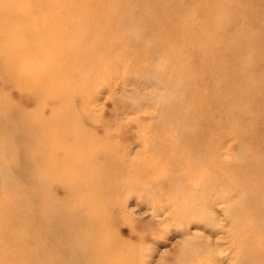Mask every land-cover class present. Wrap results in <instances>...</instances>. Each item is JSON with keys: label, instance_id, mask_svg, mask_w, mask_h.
I'll return each instance as SVG.
<instances>
[{"label": "rangeland", "instance_id": "obj_1", "mask_svg": "<svg viewBox=\"0 0 264 264\" xmlns=\"http://www.w3.org/2000/svg\"><path fill=\"white\" fill-rule=\"evenodd\" d=\"M128 1H118L123 13L118 23H133L146 6L161 25L137 20V31L122 36L130 44L121 41L113 46L110 70L84 64L81 69L89 74L62 81L59 87L67 90L72 107L65 118H74L78 125L71 133L79 129L95 137H115L120 141V156L143 157L152 149L155 134L151 130L177 126L169 119L160 122V117L194 98L199 107L221 116L225 126L238 124L246 130L248 143L264 140V97L257 98L254 92L256 87L264 91V60L247 53L253 46L264 54V0H138L141 8L136 10ZM240 38L247 44L238 43L234 46L241 51L231 52L233 39ZM134 41L149 42L157 48L135 53L139 46ZM162 49L169 52L160 54ZM204 51L213 52L214 59L227 64L222 68L202 67ZM5 66L0 57V255H13L21 247L26 258L33 259L29 264H96L92 258L95 252L84 234L89 224L85 214L88 198L73 201L74 215L54 216L52 209L46 208L64 199L67 189L60 183H49L47 190L48 185L43 186L42 176L34 170L35 161L45 159L50 147L32 139L31 123L25 116L38 112L41 119L50 120L64 101L54 93L38 96L36 87L24 82L22 68L17 70L9 64L12 69L8 71ZM166 69H171L170 76ZM186 70L196 78L185 80ZM224 77L235 78L241 89L235 97L228 84L223 86ZM45 83L52 85V81ZM239 111L244 114L236 121L235 113L242 114ZM138 123L151 126L145 130ZM228 131L221 137L220 157L237 162L244 156L246 142ZM193 148L210 151L203 143ZM250 152L257 150L250 147ZM184 171L191 173L190 169L177 173ZM165 184L163 179L146 182L144 187L120 192L104 205L107 237L124 260L129 264L255 263L245 248L249 238L239 216L240 192L223 187L209 190L200 185L193 190L194 181L186 187L188 194L179 182L173 181L172 191ZM192 191L200 196L199 214L187 212L185 200H192ZM17 199L21 204L15 207ZM61 220L67 228L81 229L82 235L74 239V259L62 250Z\"/></svg>", "mask_w": 264, "mask_h": 264}, {"label": "bare ground", "instance_id": "obj_2", "mask_svg": "<svg viewBox=\"0 0 264 264\" xmlns=\"http://www.w3.org/2000/svg\"><path fill=\"white\" fill-rule=\"evenodd\" d=\"M88 1L0 0V57L7 65L6 70L12 69L9 64H13L17 70L22 68L24 82L34 85L38 96L54 93L64 101L56 116L50 120L41 119L37 115L38 112L25 116L26 121L30 120L31 123L32 139L45 142L50 147L48 156L41 162L35 161L34 165V170L42 176L43 186L60 183L67 189L66 197L52 203V208L47 206L46 210L52 209L54 216L74 215L73 201L88 198L86 206L89 210L85 214L89 216L86 219L89 224L86 225L84 234L88 235L87 245L95 252L93 260L96 264H129L114 242L108 239L109 230L104 225V205L117 194L144 187L146 182H155L157 179L165 180L168 190H171L173 181L185 185L184 193H188L186 187L194 181L195 184L191 186L193 190L199 188V185L205 189L210 188L209 190L218 187H223V190L232 188L236 193L242 194L238 203L239 216L246 227L244 235L249 238V242H245L246 251L255 258L254 264H264V140L249 142L250 147L257 150L255 154L250 152L247 141L249 133L246 130L240 129L238 124L236 127L227 124L225 126L221 116L213 110L199 107L200 104L194 98L186 101L184 106L180 104L160 117V122L169 119L177 126H158L153 129L155 131L151 130L152 134H155L153 141L151 140L152 149L143 157L131 159L120 156V141L115 137H95L79 129L75 134L71 133L78 125L74 118H65L71 113L72 107L67 99V90L62 91L59 87L62 81L89 74L81 69L84 64L95 67L102 65L104 70H110L113 46L122 43L121 41L130 44L129 41L123 40V33L133 30L136 32L137 20L153 26L161 25L160 21L157 23L155 20L156 15L146 6H143L142 16H137L138 19L135 18L133 23L129 20L124 24L118 23L123 14L119 0H93L91 4ZM127 4L135 10L141 8L138 0H130ZM115 21L117 22L114 24ZM233 40L231 52L241 51L234 45L247 44L245 39ZM132 43L139 46L135 53L141 50L149 52L154 46L144 41ZM156 48L153 47L150 51ZM249 48V55L264 60V54L257 53L253 46ZM168 52L169 50L162 49L160 54L166 55ZM213 54L204 51V60L202 59L200 65L222 68L227 64L228 61L214 59ZM144 61L148 60L145 58ZM155 69L160 71L156 67ZM166 73L170 76L171 69H166ZM44 75L45 82L52 81L51 86H45L47 83L42 79ZM183 76L185 80L196 78L189 70H186ZM212 80L215 82L214 77ZM245 81H248V78ZM226 84L232 89V97L241 91L235 83V78H225L223 86ZM254 92L257 98L264 97V91L257 87ZM243 114L235 113L236 121ZM60 122L63 123L62 127H58ZM183 125L188 127L183 129ZM191 125H194L193 128H190ZM138 126L144 127L141 124ZM226 131L234 133L238 139L246 142L244 156L237 162L224 161L220 157L219 145ZM198 143H203L210 151L207 153L193 148ZM165 169L168 171L164 172ZM189 169V174H185V171L177 173L179 170ZM35 171L33 172L36 173ZM192 195V200H185L187 212L199 214L200 196L198 197L195 191H192ZM47 196H52L51 192ZM19 204L21 203L17 199L14 206L18 207ZM60 227L64 229L62 250L74 259L77 251L74 239L82 235L81 229L67 228L63 220ZM5 247L10 248L7 244ZM48 256L50 255L46 253V257ZM30 262H33V259L26 258L21 247L13 251V255H0V264Z\"/></svg>", "mask_w": 264, "mask_h": 264}]
</instances>
